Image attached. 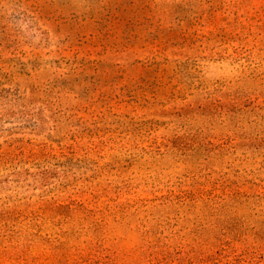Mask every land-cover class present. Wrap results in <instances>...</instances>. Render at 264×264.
Returning a JSON list of instances; mask_svg holds the SVG:
<instances>
[{
  "label": "rangeland",
  "instance_id": "374dc122",
  "mask_svg": "<svg viewBox=\"0 0 264 264\" xmlns=\"http://www.w3.org/2000/svg\"><path fill=\"white\" fill-rule=\"evenodd\" d=\"M0 264H264V0H0Z\"/></svg>",
  "mask_w": 264,
  "mask_h": 264
}]
</instances>
